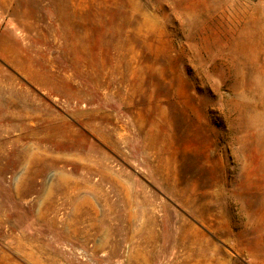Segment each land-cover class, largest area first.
Segmentation results:
<instances>
[{"label":"rangeland","instance_id":"1","mask_svg":"<svg viewBox=\"0 0 264 264\" xmlns=\"http://www.w3.org/2000/svg\"><path fill=\"white\" fill-rule=\"evenodd\" d=\"M0 264H264V0H0Z\"/></svg>","mask_w":264,"mask_h":264}]
</instances>
